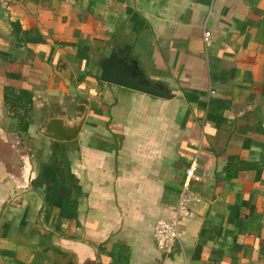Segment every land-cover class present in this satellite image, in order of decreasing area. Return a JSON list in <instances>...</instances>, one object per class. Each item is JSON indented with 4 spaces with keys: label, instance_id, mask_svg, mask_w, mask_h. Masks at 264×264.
Instances as JSON below:
<instances>
[{
    "label": "crops",
    "instance_id": "0c3cea01",
    "mask_svg": "<svg viewBox=\"0 0 264 264\" xmlns=\"http://www.w3.org/2000/svg\"><path fill=\"white\" fill-rule=\"evenodd\" d=\"M124 44L167 96L99 78ZM81 117L71 138L40 132ZM180 194L164 254L152 223ZM49 250L69 264H264V0H0V264H58Z\"/></svg>",
    "mask_w": 264,
    "mask_h": 264
},
{
    "label": "water",
    "instance_id": "95a60500",
    "mask_svg": "<svg viewBox=\"0 0 264 264\" xmlns=\"http://www.w3.org/2000/svg\"><path fill=\"white\" fill-rule=\"evenodd\" d=\"M129 45L124 44L121 48L112 50L107 57L99 62V78L103 81L121 85L127 88L145 92L156 96H167L164 88L156 83L148 82L141 71L138 70L135 61L129 57ZM82 117L71 123L62 122L60 118H48L42 125L40 132L56 139L73 137L81 124ZM47 254L58 264L64 262L66 254L47 251Z\"/></svg>",
    "mask_w": 264,
    "mask_h": 264
},
{
    "label": "built area",
    "instance_id": "2783aa9c",
    "mask_svg": "<svg viewBox=\"0 0 264 264\" xmlns=\"http://www.w3.org/2000/svg\"><path fill=\"white\" fill-rule=\"evenodd\" d=\"M208 36L209 30L204 29L202 40L205 44L207 43ZM196 157L197 155H194L191 158L189 165L185 169L181 192L186 188L189 178L196 169ZM186 212V201L183 195L180 194L174 205L172 215L169 218L158 217L153 221L152 238L156 248L164 254H168L173 250L179 236V224Z\"/></svg>",
    "mask_w": 264,
    "mask_h": 264
},
{
    "label": "trees",
    "instance_id": "16d2710c",
    "mask_svg": "<svg viewBox=\"0 0 264 264\" xmlns=\"http://www.w3.org/2000/svg\"><path fill=\"white\" fill-rule=\"evenodd\" d=\"M20 98L22 99L20 95L19 96L15 95L14 97L9 98V100H7V97H6V103L8 104L9 108L14 109V107L17 105V102ZM30 121L31 119H30L29 113H27V107L23 108L21 113L16 114V127L20 131L25 132L27 125Z\"/></svg>",
    "mask_w": 264,
    "mask_h": 264
}]
</instances>
